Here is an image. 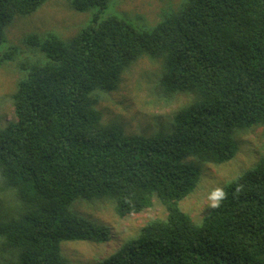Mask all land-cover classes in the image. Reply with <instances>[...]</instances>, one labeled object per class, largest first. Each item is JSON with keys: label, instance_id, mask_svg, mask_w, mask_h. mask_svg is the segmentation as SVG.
Wrapping results in <instances>:
<instances>
[{"label": "trees", "instance_id": "obj_1", "mask_svg": "<svg viewBox=\"0 0 264 264\" xmlns=\"http://www.w3.org/2000/svg\"><path fill=\"white\" fill-rule=\"evenodd\" d=\"M47 1L0 0V47L15 16ZM113 1L71 0L76 12H98L68 40L54 32L23 39L35 55L18 63L15 119L0 128V264H70L63 243L109 241L106 228L72 212L77 201H110L123 219L155 198L167 218L98 264H264V0H183L145 28L101 21ZM19 53L0 52V68ZM143 58L161 62L159 98L189 97L169 133L129 134L119 118L103 121L102 99ZM257 126L258 161L197 225L180 209L201 178L187 160L231 162L237 135Z\"/></svg>", "mask_w": 264, "mask_h": 264}, {"label": "rangeland", "instance_id": "obj_2", "mask_svg": "<svg viewBox=\"0 0 264 264\" xmlns=\"http://www.w3.org/2000/svg\"><path fill=\"white\" fill-rule=\"evenodd\" d=\"M182 2L183 0H115L100 12V19L102 21L116 16L127 19L139 28L150 27L164 15L177 12ZM97 12V9L76 12L71 0H48L32 15L15 16L6 29V40L0 47V52L4 53L17 46L21 53L0 68V128L15 119L9 97L24 75L18 68V63L35 55L34 50L23 43L24 37L30 33L54 32L68 40L85 27ZM161 71L160 61L149 58L139 60L124 74L118 92L108 93L102 99L100 108L104 115L103 121L110 122L119 118L129 134L151 136L158 132L169 133L174 113L188 103L189 97L180 95L170 103L159 98L155 87ZM165 129L169 131L165 132ZM262 133L263 128L260 126L239 133L236 139L239 152L231 162L223 165L200 164L192 159L187 160L200 169L201 178L197 189L180 203V209L188 213L197 225H201L209 216L213 208L212 197L217 189L224 191L232 179L256 164L263 151ZM71 210L79 217L106 228L109 241L63 243L62 250L70 264H98L130 239L137 237L146 224L155 219L165 220L168 215L166 207L158 198L154 199L151 208L123 219L117 216L110 201H77Z\"/></svg>", "mask_w": 264, "mask_h": 264}, {"label": "clouds", "instance_id": "obj_3", "mask_svg": "<svg viewBox=\"0 0 264 264\" xmlns=\"http://www.w3.org/2000/svg\"><path fill=\"white\" fill-rule=\"evenodd\" d=\"M225 193L220 190V189H217V191L215 192L214 196L212 197V200H213V203H212V207L215 208V207H219V204H220V201L223 200V198L225 197Z\"/></svg>", "mask_w": 264, "mask_h": 264}]
</instances>
